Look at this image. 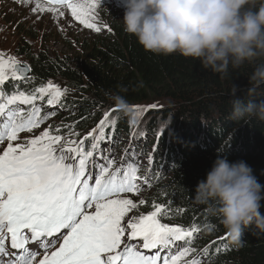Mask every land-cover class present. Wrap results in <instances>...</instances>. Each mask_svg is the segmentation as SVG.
<instances>
[{"label":"snow or ice","instance_id":"6c2138e0","mask_svg":"<svg viewBox=\"0 0 264 264\" xmlns=\"http://www.w3.org/2000/svg\"><path fill=\"white\" fill-rule=\"evenodd\" d=\"M99 3L46 0L44 7L61 16L67 8L79 24L100 33L94 14ZM30 73L16 56L0 51V264H201L186 259L197 251L192 244L199 228L162 222L166 204L129 217L146 202L125 196L142 190L139 161L132 159L140 153L133 145L127 159L115 160L117 120L110 115L116 109L82 138L71 126L67 134L49 126L21 136L55 115L42 117V105H59L67 92L51 81L29 87Z\"/></svg>","mask_w":264,"mask_h":264},{"label":"trees","instance_id":"16d2710c","mask_svg":"<svg viewBox=\"0 0 264 264\" xmlns=\"http://www.w3.org/2000/svg\"><path fill=\"white\" fill-rule=\"evenodd\" d=\"M262 3L264 0H252L251 6L258 8ZM91 40L82 41V55L74 60L20 48L34 77L29 87L58 79L73 93L61 98L63 112L50 126L59 127L64 134L71 126L82 138L98 125L106 111L116 109L110 115L117 120L112 136L115 139L133 134L139 125L121 115L106 94L123 96L132 109L156 105L149 119H144L142 131L153 134L149 147H161L160 155L154 153L151 158L152 166L157 162L170 177L155 178L150 188L136 195L138 201L146 202L141 205L143 212L152 211L153 203L166 204L168 214L162 222L196 225L200 231L192 244L197 250L194 255L209 264H264V235L245 229L243 246H234L213 215L214 204L194 199L198 182L206 179L218 156L227 157L231 163L245 161L264 185V121L231 119L233 99L253 103L264 100V88L248 96V77L264 59L245 63L239 69L230 67L229 74L220 79L198 61L145 52L123 27ZM233 84L238 89L235 97L231 96ZM111 130L109 126L106 133Z\"/></svg>","mask_w":264,"mask_h":264},{"label":"clouds","instance_id":"9594fccd","mask_svg":"<svg viewBox=\"0 0 264 264\" xmlns=\"http://www.w3.org/2000/svg\"><path fill=\"white\" fill-rule=\"evenodd\" d=\"M123 30L134 36L145 52L157 56L180 55L198 61L204 70L224 79L229 68L264 59V3L252 0H123ZM249 79L248 96L264 88V63ZM238 89L233 84L231 96ZM119 113L132 118L135 112L119 94H106ZM232 120L264 121V100L259 103L232 100ZM194 199L213 203V215L234 246H243L245 229L264 235V185L243 160H215L206 179L198 182Z\"/></svg>","mask_w":264,"mask_h":264},{"label":"rangeland","instance_id":"374dc122","mask_svg":"<svg viewBox=\"0 0 264 264\" xmlns=\"http://www.w3.org/2000/svg\"><path fill=\"white\" fill-rule=\"evenodd\" d=\"M22 2V3H18ZM86 2H93V0H86ZM41 15H33L28 9H25L26 4L33 6L37 9V0H0V51L7 53L8 55L16 56L21 63L26 64V57H21L20 48L26 46L27 49L33 53H48L54 57H69L76 59L82 55V41H92L91 39L99 35H111L113 29L123 27L124 18V4L123 0H100L98 7L95 8L94 14L96 16V23L101 26L102 32L96 33L93 30L86 29L83 25L79 24L71 16V12L67 8H61L60 11L63 15L58 13H50L43 7L45 3L41 2ZM46 5V4H45ZM43 13V14H42ZM107 25L112 29L111 32L104 26ZM54 83L61 86L62 89L65 85L58 80H54ZM73 93L69 90L65 93V96L71 97ZM139 108L148 109L146 112H139L138 108H133L135 116L132 117V121L138 123L133 130V134L129 136H123L115 139V160L119 162L127 159L124 156L125 150H128L133 145H136L137 152L140 155L135 156V160L139 161L142 166V170L149 169L151 164V158L154 153L160 155L161 150L156 147H149L152 145L153 134L143 132L142 124L144 119H149L152 112V108L148 105L138 106ZM51 112H54V106H51ZM62 110L57 113L62 114ZM53 117L49 119L50 122H45L41 126L33 131V133L22 134V137H32L39 135L43 130L48 129ZM164 127V126H163ZM162 127V128H163ZM162 128L160 131H162ZM121 161V162H122ZM119 164V163H118ZM155 168H163L161 165L154 163ZM169 171H165L161 177L164 180L168 176ZM127 198H131L139 204L138 197L132 193H127ZM146 214L143 212L141 205L138 209L129 213V217ZM126 217L125 220H128ZM201 264H209L206 260L200 259Z\"/></svg>","mask_w":264,"mask_h":264},{"label":"bare ground","instance_id":"6f19581e","mask_svg":"<svg viewBox=\"0 0 264 264\" xmlns=\"http://www.w3.org/2000/svg\"><path fill=\"white\" fill-rule=\"evenodd\" d=\"M41 2H43V3H45L46 4V0H40ZM44 4V5H45ZM44 7V6H43ZM24 8L25 9H28L33 15H35V14H37V15H41V12H42V7H40V8H34L33 6H31V5H28V4H26L25 6H24ZM43 14V13H42ZM57 111V110H56ZM114 152H115V150H114ZM140 177V179H145V180H147V178L146 177H144V176H139ZM147 190V189H146ZM127 197V196H126ZM129 197V196H128Z\"/></svg>","mask_w":264,"mask_h":264}]
</instances>
